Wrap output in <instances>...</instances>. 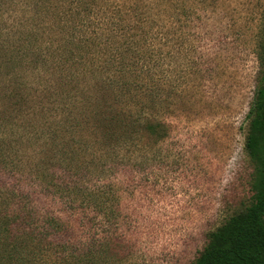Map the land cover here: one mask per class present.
Returning <instances> with one entry per match:
<instances>
[{
	"label": "rangeland",
	"instance_id": "obj_1",
	"mask_svg": "<svg viewBox=\"0 0 264 264\" xmlns=\"http://www.w3.org/2000/svg\"><path fill=\"white\" fill-rule=\"evenodd\" d=\"M99 2L108 9L119 6V24L130 28L132 48L140 52L132 54L133 72L142 71L144 82L158 85V117L169 134L159 141L146 138L143 149L130 153L126 166L110 175L118 196L113 220L86 221L81 214L53 210L68 218L69 238L80 251L87 239L110 245L88 256L79 252L81 259L88 257L85 264H193L208 235L253 197V163L244 142L262 70L264 0ZM1 8L0 37L15 48L20 35L32 32L30 14L14 4ZM44 32L40 27L32 32L35 49L27 51L23 63L0 62V165L12 172L9 177L0 167V182L10 188L15 177L14 187L23 194L43 186L36 177L48 173L53 152L42 137L61 109L60 99L54 94L53 103L47 91L60 76L36 63L37 53L49 59V33ZM91 55L96 57L94 51ZM101 58L97 54L92 60L98 70ZM81 63L87 72L90 62L83 58ZM87 77L80 84L89 91L94 83ZM10 93H20L26 106L12 108L6 99Z\"/></svg>",
	"mask_w": 264,
	"mask_h": 264
},
{
	"label": "trees",
	"instance_id": "obj_2",
	"mask_svg": "<svg viewBox=\"0 0 264 264\" xmlns=\"http://www.w3.org/2000/svg\"><path fill=\"white\" fill-rule=\"evenodd\" d=\"M11 4L30 14L34 34L39 27L49 33V59L37 53L36 63L47 67L52 77L60 76L47 91L53 103L54 94L60 99L61 109L45 126L47 137H42L53 159L48 173L36 177L43 184L40 192H18L15 177L10 188L0 182V264H85L90 261L78 257L79 252L88 256L110 245L87 239L80 251L69 238L68 218L63 220L53 209L81 214L86 221L114 219L118 196L108 182L110 175L126 166L130 153L143 149L146 138L168 137L169 127L158 117L161 92L155 81L144 82L142 71L133 72L132 54L140 52L132 48L126 30L130 28L119 24V6L108 9L99 0H0V13L1 6ZM43 20L50 26L45 23L44 28ZM32 32L20 35L15 48L1 36L0 62L23 63L27 51L35 49ZM92 51L102 57L99 70L92 65ZM260 53L261 77L247 112L244 142L253 163V197L243 211L208 235L193 264H264V45ZM83 58L90 62L87 72ZM87 75L94 83L91 92L80 84ZM6 99L12 108L26 106L20 93ZM0 167L11 176L9 169Z\"/></svg>",
	"mask_w": 264,
	"mask_h": 264
}]
</instances>
